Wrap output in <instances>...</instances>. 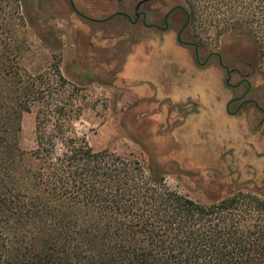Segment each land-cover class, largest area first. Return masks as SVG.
<instances>
[{
	"label": "trees",
	"instance_id": "16d2710c",
	"mask_svg": "<svg viewBox=\"0 0 264 264\" xmlns=\"http://www.w3.org/2000/svg\"><path fill=\"white\" fill-rule=\"evenodd\" d=\"M176 1L194 39L199 22L222 31L219 39L250 43L264 79V0ZM31 5L20 2L34 25ZM9 45L10 39L0 40V264H264V189L218 178L222 188L235 189L200 203L169 188L168 173L157 166L170 163L176 172L200 173L206 185L216 184L205 168L184 160L189 155L171 133L197 107L172 104L169 113L182 115L181 124L158 132L159 112L145 113L150 98L138 97L120 132L140 139L146 164L97 151L74 127L78 88L62 91V101L56 92L67 82L59 69L53 85L42 74L11 67ZM32 107L35 140L26 151L21 121Z\"/></svg>",
	"mask_w": 264,
	"mask_h": 264
},
{
	"label": "rangeland",
	"instance_id": "374dc122",
	"mask_svg": "<svg viewBox=\"0 0 264 264\" xmlns=\"http://www.w3.org/2000/svg\"><path fill=\"white\" fill-rule=\"evenodd\" d=\"M35 1L29 3L33 6L30 9L37 13L41 10L36 8ZM75 1L82 12L97 19L122 9L119 0ZM20 2L0 0V40L11 41L7 46L14 58L11 67H22L32 76L42 74L45 83L53 85L57 81L55 70L59 69L68 85L56 93L61 99L62 91L68 87L78 88L76 103L81 114L74 127L94 150L108 149L125 158L132 155L146 164L140 139L133 137L132 141L120 132L126 112L138 97L142 98L139 101L150 98L145 100L151 102L145 113L159 112L155 127L158 132L169 133L182 120V115L175 113V118L169 113L171 105L188 103L185 109L192 111L197 107V112L189 114L180 129L171 133L179 141L178 149L189 155L184 160L205 168L217 182L209 186L200 173L176 172L170 163L166 166L157 163L162 173H168L165 175L168 187L200 203L222 198L235 189L222 188L223 179L218 178L264 189V134L256 128L259 120L249 113L227 117L215 78L210 73L185 67L189 57L170 55L173 49L181 56L189 55L186 50L171 41L157 45L156 34L132 27L119 17L92 25L80 23L69 18L58 0L48 2L49 10L57 16L49 23L52 28L43 23L32 25ZM174 18L179 25L184 20L180 12L174 13ZM196 24L195 40L215 50L222 31L209 24ZM44 32L47 42L41 37ZM63 97L65 101L66 95ZM35 113L36 107H32L22 116L19 142L26 151L34 147ZM145 128L152 131L148 126Z\"/></svg>",
	"mask_w": 264,
	"mask_h": 264
},
{
	"label": "flooded vegetation",
	"instance_id": "af4514ba",
	"mask_svg": "<svg viewBox=\"0 0 264 264\" xmlns=\"http://www.w3.org/2000/svg\"><path fill=\"white\" fill-rule=\"evenodd\" d=\"M58 1L66 8L69 18L80 23L92 25L119 17L132 27L156 34L157 45L171 41L179 49L186 50L189 55L181 56L176 49L170 55L189 57L185 67L210 73L215 78L225 115L237 118L249 113L259 120L256 128L264 134V79L258 71L256 52L250 43L234 37H222L215 50L209 49L193 38L188 22L183 20L179 25L176 18L173 19L174 13L180 12L183 16V11L175 2L168 4L166 0H119L121 11L101 19L82 12L75 0ZM48 2L50 0H36L35 6L41 11L30 17L34 22L52 28L49 23L57 16L49 10Z\"/></svg>",
	"mask_w": 264,
	"mask_h": 264
}]
</instances>
